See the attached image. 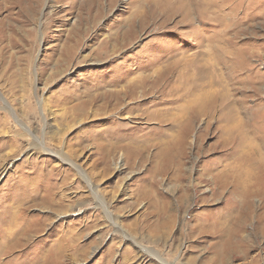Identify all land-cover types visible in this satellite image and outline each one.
Segmentation results:
<instances>
[{
  "label": "rangeland",
  "instance_id": "374dc122",
  "mask_svg": "<svg viewBox=\"0 0 264 264\" xmlns=\"http://www.w3.org/2000/svg\"><path fill=\"white\" fill-rule=\"evenodd\" d=\"M181 1L0 0V264H264V190L232 248L209 221L229 125H264V0Z\"/></svg>",
  "mask_w": 264,
  "mask_h": 264
},
{
  "label": "bare ground",
  "instance_id": "6f19581e",
  "mask_svg": "<svg viewBox=\"0 0 264 264\" xmlns=\"http://www.w3.org/2000/svg\"><path fill=\"white\" fill-rule=\"evenodd\" d=\"M169 1V0H167ZM185 2L183 3V1H181V4H183V7H188L189 4L187 3L186 0H184ZM189 1V0H188ZM183 18V17H182ZM186 16L183 18L185 19ZM182 22V21H181ZM145 27V26H144ZM133 31V29H132ZM134 32V31H133ZM205 59V58H204ZM208 59V58H207ZM209 60V59H208ZM204 61V60H203ZM212 61V59H211ZM205 64V63H204ZM205 66V65H204ZM214 67V66H213ZM209 75V74H208ZM195 95V94H194ZM198 97V96H197ZM207 97V96H206ZM214 97V96H213ZM183 99V98H182ZM193 99H198V98H193ZM192 99V100H193ZM207 99V98H206ZM210 100V97H209ZM194 101V100H193ZM192 101V103H193ZM196 102V101H195ZM199 103V101H197ZM191 103V104H192ZM196 104V103H193ZM190 106V104H188ZM198 105V104H196ZM201 105V104H200ZM180 106V105H179ZM191 107V106H190ZM204 107V106H203ZM206 107V106H205ZM187 108V107H185ZM190 108H187V110ZM192 109V108H191ZM199 110V109H198ZM207 110V109H206ZM212 111V110H211ZM186 112V111H185ZM188 112V111H187ZM190 112V111H189ZM206 112V111H204ZM202 113V112H201ZM213 113V112H212ZM211 113V114H212ZM205 114V113H204ZM247 114V112H246ZM189 115V114H188ZM199 116V115H198ZM204 116V115H202ZM211 116V115H210ZM186 117V116H184ZM253 117V116H252ZM256 117V116H255ZM263 117V116H260ZM194 118V117H193ZM211 118V117H209ZM240 118V117H238ZM254 118V117H253ZM253 118H251L250 120H252ZM264 118V117H263ZM260 118V119H263ZM180 119V118H179ZM188 119L189 116H188ZM183 120V119H182ZM195 120V119H194ZM209 120V119H208ZM235 120V119H233ZM249 121V120H247ZM189 122V121H188ZM195 122H197L195 120ZM251 122V121H250ZM256 122L253 126H251L250 124H246V119L245 120H241L238 119V121L233 125V127H231L229 125L230 128H232V131H230L231 134H229L228 138L230 141L228 143H224L222 144V146H220V148H222L223 150H226L225 147L227 148V146H230V143H234L233 147L236 146V148L238 149V153L239 155H237L234 159V162L232 164H223L222 162V166L223 169L222 171L218 174L219 176L215 178L216 175L211 176L213 179V184H214V190L216 192H214V197L215 196H219L227 187H230V191H232L233 194H236L238 196V198H240L241 200V204H237L236 208H239L240 206H242V208H240V211L237 213L235 208L234 213L236 212L235 215H229L232 216L231 218V225H233V230L228 231L229 226H223L221 227V225L219 224V219L218 221H216L215 218H211L209 221L211 223V221H213L214 225L212 226L215 230V232L217 234H219V236L222 235H226L225 238V245H228V248H232L234 245V241L237 240V237L239 235V232L242 230H244L243 226L245 225V221H246V213L245 211L247 209H249L251 207V202H250V198L253 197L254 195H257L258 193L262 192V190H264V125H260L261 121L259 120L258 117H256ZM220 123V122H219ZM254 123V122H253ZM189 124V123H188ZM210 124V123H209ZM208 124V125H209ZM185 127V124H182ZM195 125V124H194ZM218 126V124H217ZM217 128V127H216ZM215 128V129H216ZM207 130V129H206ZM205 130V131H206ZM187 131V130H186ZM215 131V130H214ZM203 132V131H202ZM184 135V131L182 132ZM215 133V132H214ZM220 133V132H218ZM202 134V133H201ZM223 134V132H222ZM226 135V134H225ZM206 136V135H205ZM217 136V135H216ZM220 137V136H219ZM222 138V137H220ZM216 139V138H215ZM227 139V138H226ZM246 139V140H245ZM228 140V139H227ZM227 142V141H226ZM186 143V139H181V146L185 145ZM231 143V144H232ZM217 144V143H216ZM219 144V142H218ZM224 146V147H223ZM228 146V147H229ZM215 147V145H214ZM214 149V148H213ZM216 150V149H215ZM220 150V149H218ZM228 150V149H227ZM216 152V151H215ZM219 152V151H218ZM180 161H178L177 163V167L175 169H173L175 172L174 173H182V169L179 170V168L182 166V162H181V158H179ZM228 161V160H227ZM231 163V161H230ZM218 165V164H217ZM220 167V166H219ZM158 169V168H157ZM214 169V168H213ZM172 170V171H173ZM212 170V169H211ZM163 172V171H162ZM205 172V171H204ZM156 173V172H155ZM158 173V172H157ZM161 173V172H160ZM191 173V172H190ZM188 175L186 176V174L184 176H180V180H182V183H184L185 180L188 181ZM198 177V176H197ZM207 176L205 174L200 176V179H205ZM153 178L155 181V176L153 174ZM177 180H179V177H176ZM190 178V177H189ZM207 179V178H206ZM205 179V180H206ZM191 180V179H190ZM198 181V180H197ZM196 181V182H197ZM208 181V180H207ZM150 182V181H149ZM195 182V183H196ZM201 182V181H200ZM204 182V181H203ZM154 182H152L151 184L153 185ZM159 183V182H158ZM209 183V182H208ZM192 185V184H190ZM194 185V184H193ZM198 185V184H197ZM205 185V184H204ZM195 186V185H194ZM200 186V185H199ZM187 187V186H185ZM211 188V187H210ZM208 189V188H206ZM201 194V193H200ZM207 195V194H206ZM264 197V194L259 195ZM186 198V202L189 201L190 196L189 195H185L184 199ZM228 198V197H227ZM229 199V198H228ZM188 200V201H187ZM197 200V199H196ZM230 200V199H229ZM228 200V201H229ZM200 201V200H199ZM227 201V200H226ZM227 201V202H228ZM157 204V203H156ZM199 204V203H198ZM200 205V204H199ZM157 207V206H156ZM168 206H165L164 208H167ZM187 208V207H186ZM157 209V208H155ZM189 209V208H188ZM227 210V209H226ZM229 211V210H228ZM233 211V210H232ZM168 212V211H167ZM166 213V212H165ZM170 213V212H168ZM196 214V213H195ZM160 215V214H159ZM162 215V214H161ZM171 215V214H170ZM164 216V215H163ZM162 216V217H163ZM226 216V215H225ZM224 216V217H225ZM165 219V218H164ZM223 219V218H222ZM174 220V219H173ZM167 221V220H166ZM168 221H172V217L170 219V217H168ZM229 221V220H228ZM161 222V221H160ZM175 222V221H174ZM227 222V221H226ZM209 223V224H210ZM164 224V223H163ZM166 224V223H165ZM172 225V224H171ZM168 226V225H166ZM206 226V225H205ZM220 226V227H219ZM162 227V225H161ZM207 228V227H206ZM220 228H222L223 230H220ZM165 229V228H164ZM165 231V230H164ZM200 234V233H199ZM227 252L228 250H225L223 253H220L222 255L219 256L220 258L217 259L218 264H223L222 262L220 263L221 260L226 259L227 258ZM218 256V254H217ZM216 260V259H215ZM224 261V260H223ZM226 261V260H225ZM224 261V262H225ZM216 263V264H217ZM215 264V263H214Z\"/></svg>",
  "mask_w": 264,
  "mask_h": 264
}]
</instances>
